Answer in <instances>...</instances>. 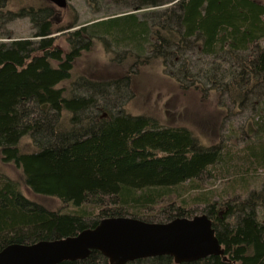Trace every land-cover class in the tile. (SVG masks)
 I'll return each instance as SVG.
<instances>
[{
    "label": "trees",
    "instance_id": "obj_1",
    "mask_svg": "<svg viewBox=\"0 0 264 264\" xmlns=\"http://www.w3.org/2000/svg\"><path fill=\"white\" fill-rule=\"evenodd\" d=\"M17 1L0 0V161L21 172L0 169V250L76 236L108 218L207 215L225 255L185 264H264V0H112L127 11L70 33L68 52L55 46L52 5ZM23 18L33 33L14 38L10 25ZM97 40L136 58L126 76L76 70ZM150 58L183 89L252 112L243 149L207 147L187 127L130 114L126 82ZM221 178L224 189L206 187ZM61 264L109 261L94 251Z\"/></svg>",
    "mask_w": 264,
    "mask_h": 264
},
{
    "label": "rangeland",
    "instance_id": "obj_2",
    "mask_svg": "<svg viewBox=\"0 0 264 264\" xmlns=\"http://www.w3.org/2000/svg\"><path fill=\"white\" fill-rule=\"evenodd\" d=\"M10 1L14 4L18 3L17 0ZM67 1V7L64 9L49 2L54 10L52 21L54 29L57 31L54 34V37L57 38L55 46L60 47L65 52L70 50L69 34L76 29L127 11H120L119 5L114 4L112 0ZM20 5L16 4V6ZM10 28L14 31V38L18 39L28 38L33 33L28 18L14 22ZM261 45L264 47V40H262ZM195 61L201 65L197 57ZM136 62V58L132 54L122 52L116 54L113 47L107 48L102 40H97L93 50L84 52L75 67L80 74L102 80L126 76L129 72L128 69ZM134 69H136L134 72L136 74H133V79L131 82L129 80L126 82L132 87L131 94L128 92L126 98V100H130L125 105L130 114L155 116L165 126L169 127H187L194 131L207 147L223 143L225 146L229 144L232 150L243 149L245 142L243 130L247 129L252 118V112L245 109L234 110L226 96L220 97L219 105L218 98L216 99L214 94L202 93L206 91L201 89V91L183 89L165 73L160 61L150 58L146 64H140ZM123 88L125 85H122ZM222 140L224 142H221ZM27 148L29 149V147ZM1 167L11 177H21V172L15 166L2 165L0 161V169ZM225 180L221 178L216 181V184H213V180L210 179L206 183V187L222 190L227 185ZM26 194L32 199L39 200L29 190H26ZM39 201L52 209L63 206L62 202L51 198ZM261 214L264 217V210L261 211Z\"/></svg>",
    "mask_w": 264,
    "mask_h": 264
},
{
    "label": "water",
    "instance_id": "obj_3",
    "mask_svg": "<svg viewBox=\"0 0 264 264\" xmlns=\"http://www.w3.org/2000/svg\"><path fill=\"white\" fill-rule=\"evenodd\" d=\"M66 8L67 0H47ZM100 252L109 264L170 256L176 264L194 263L225 251L207 215L149 223L134 218L103 219L95 228L76 236L12 244L0 250V264H61L82 261Z\"/></svg>",
    "mask_w": 264,
    "mask_h": 264
}]
</instances>
